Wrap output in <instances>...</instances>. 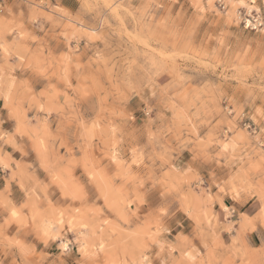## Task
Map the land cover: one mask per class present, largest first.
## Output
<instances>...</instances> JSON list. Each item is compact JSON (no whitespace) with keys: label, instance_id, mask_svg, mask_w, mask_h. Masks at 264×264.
I'll return each mask as SVG.
<instances>
[{"label":"rangeland","instance_id":"374dc122","mask_svg":"<svg viewBox=\"0 0 264 264\" xmlns=\"http://www.w3.org/2000/svg\"><path fill=\"white\" fill-rule=\"evenodd\" d=\"M223 2L0 0V264H264V0Z\"/></svg>","mask_w":264,"mask_h":264},{"label":"built area","instance_id":"2783aa9c","mask_svg":"<svg viewBox=\"0 0 264 264\" xmlns=\"http://www.w3.org/2000/svg\"><path fill=\"white\" fill-rule=\"evenodd\" d=\"M220 4V6H224L223 0H217ZM243 23L246 27H249L251 29H256L258 25L261 24L260 18L256 16V11L245 10L244 11V17H243ZM244 116L241 115V124L244 128L247 130H250L252 134H256V125L253 122H250L249 120L243 118ZM258 144L260 147L264 149V140H258Z\"/></svg>","mask_w":264,"mask_h":264},{"label":"crops","instance_id":"0c3cea01","mask_svg":"<svg viewBox=\"0 0 264 264\" xmlns=\"http://www.w3.org/2000/svg\"><path fill=\"white\" fill-rule=\"evenodd\" d=\"M145 119H146L145 117H142V122L137 123V125H139L141 129L143 128V125L145 124ZM131 126H135L136 127V125L135 124L133 125V123H131ZM143 136H144V134L141 133V137L142 138H143Z\"/></svg>","mask_w":264,"mask_h":264}]
</instances>
